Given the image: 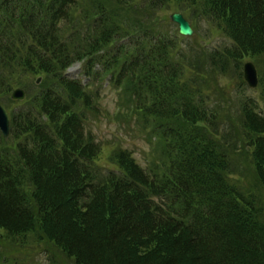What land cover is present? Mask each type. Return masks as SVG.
<instances>
[{
    "label": "trees",
    "instance_id": "trees-1",
    "mask_svg": "<svg viewBox=\"0 0 264 264\" xmlns=\"http://www.w3.org/2000/svg\"><path fill=\"white\" fill-rule=\"evenodd\" d=\"M77 1H1L10 22L0 26V96L24 73L44 74L46 88L12 116V132L24 137L15 154L0 152V230L38 228L76 264H264L255 192L264 190V106L228 97L220 84L229 67L240 74L244 58L264 54V0H176L231 41L210 50L194 38L183 48L186 38L156 29L153 16L170 0L98 1L78 16L96 15L81 39L64 31ZM77 61L126 83L156 124L150 167L128 149L111 154L115 169L96 166L100 146L77 110L79 102L91 108L92 96L66 73ZM240 166L257 187L237 178Z\"/></svg>",
    "mask_w": 264,
    "mask_h": 264
},
{
    "label": "rangeland",
    "instance_id": "rangeland-1",
    "mask_svg": "<svg viewBox=\"0 0 264 264\" xmlns=\"http://www.w3.org/2000/svg\"><path fill=\"white\" fill-rule=\"evenodd\" d=\"M0 0V26H7L10 22V12L7 8H2ZM102 0H78L77 6L72 9V20L70 25L64 27L65 32H73L80 36L87 31L89 27L95 22L96 15H90L89 20L83 19L80 21L78 16L88 9L96 6L97 2ZM80 5V6H79ZM135 5L128 10L132 11ZM183 8L180 2L176 0H170L165 6L158 9L153 18L157 22V30L163 32L166 35H172L178 32V25L171 20V14L181 11L192 22L196 31L195 40L198 42L196 45L198 48L223 49L224 46L231 45L230 39L225 33L217 26L213 21H209L205 17H200L194 8ZM152 18V19H153ZM15 28L14 31H22L20 29L18 21H13ZM186 37V41H182L181 46L187 48L189 46L190 39L192 37ZM83 37H81L82 39ZM114 47L118 46V42L112 43ZM194 44V43H193ZM114 47H107L108 54H113L116 49ZM198 51H201L200 49ZM103 53V52H101ZM254 62L259 70L260 83L257 88H251L244 81L243 78V66L245 62ZM91 73L100 70L98 65L92 63L76 62L68 70V74L72 77H78L85 82L87 90L91 94L92 106L87 108L81 102L77 105V110L83 115L85 120L86 132L91 135L100 146V154L96 159V166L103 169L115 168L111 161V154L119 149H128L133 153V157L143 167H150L148 164L153 162V154L157 147V143L152 133V129L156 132L155 125L153 123L147 124L146 119L140 114V110L136 108L135 101L132 98L126 83L118 86L115 81L109 80V74L102 72L99 77L85 76V70ZM44 74H29L24 73L22 79V85L20 87L25 88L28 92V98L23 101H15L12 99L11 94L0 96V102L4 105L8 111L10 117L17 115L21 110L32 109V101L34 97L41 92L44 88L38 84V79ZM43 80V78H42ZM45 80V79H44ZM220 84L223 88V92L228 97L233 99L242 98V100L251 98L256 103L259 110L264 106V54L260 56H247L242 61V66L239 74V69H232L229 67L227 70V76L220 79ZM46 85V82L45 84ZM216 99H220L218 93ZM226 102V101H224ZM230 104V102H227ZM215 106L216 104H212ZM235 105H238L235 102ZM139 111V112H138ZM155 123V122H154ZM152 126V127H151ZM12 128V127H11ZM13 131V129L11 130ZM4 139V140H3ZM24 137L17 138V136L11 132L8 138H4L0 131V152L13 156L16 152L18 143L23 141ZM161 148V144L159 145ZM3 154V155H4ZM160 154V153H159ZM154 155V163L157 164V157ZM152 156V157H151ZM247 158L246 155L238 156V165L242 164ZM150 160V163H149ZM250 162H252L250 158ZM240 170H245V176H237V178L248 183L254 184L257 181L255 174L251 169L246 166H240ZM257 187V186H256ZM256 194L259 202V208L264 220V190L262 188H256ZM0 264H76L75 259L69 257L54 243L48 240L41 232L40 229L33 230L31 232L11 236L4 230H0Z\"/></svg>",
    "mask_w": 264,
    "mask_h": 264
},
{
    "label": "water",
    "instance_id": "water-1",
    "mask_svg": "<svg viewBox=\"0 0 264 264\" xmlns=\"http://www.w3.org/2000/svg\"><path fill=\"white\" fill-rule=\"evenodd\" d=\"M172 20L178 23L179 31L185 36L195 35V30L192 28L191 23L184 17L182 13L172 14ZM244 78L248 85L255 88L259 84V74L256 65L253 62H247L244 66ZM40 81V80H39ZM14 100H24L26 98V90L17 88L12 94ZM0 129L6 137L10 134V117L7 110L0 103Z\"/></svg>",
    "mask_w": 264,
    "mask_h": 264
}]
</instances>
